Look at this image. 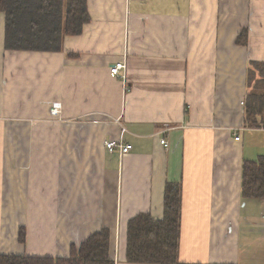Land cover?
I'll return each mask as SVG.
<instances>
[{
    "label": "crops",
    "instance_id": "obj_1",
    "mask_svg": "<svg viewBox=\"0 0 264 264\" xmlns=\"http://www.w3.org/2000/svg\"><path fill=\"white\" fill-rule=\"evenodd\" d=\"M86 3L60 51L6 50L0 11V253L66 257L108 228L114 264H134L128 221L160 218L179 182L181 262L264 264V200L241 195L244 160L264 156V117L245 120L264 93V0Z\"/></svg>",
    "mask_w": 264,
    "mask_h": 264
},
{
    "label": "trees",
    "instance_id": "obj_2",
    "mask_svg": "<svg viewBox=\"0 0 264 264\" xmlns=\"http://www.w3.org/2000/svg\"><path fill=\"white\" fill-rule=\"evenodd\" d=\"M5 15L4 48L11 51H60L66 35L80 34L90 19L86 0H0ZM245 34L238 38L243 43ZM69 56L74 54L69 53ZM264 117V93L250 94L245 120L258 127L256 115ZM241 195L264 200V156L242 164ZM181 186L167 182L160 218L139 213L126 226L125 260L134 264H227L184 263L179 260ZM24 227L18 241L24 243ZM110 230L101 228L78 247L70 246L66 257L9 255L0 253V264H114L110 258Z\"/></svg>",
    "mask_w": 264,
    "mask_h": 264
},
{
    "label": "built area",
    "instance_id": "obj_3",
    "mask_svg": "<svg viewBox=\"0 0 264 264\" xmlns=\"http://www.w3.org/2000/svg\"><path fill=\"white\" fill-rule=\"evenodd\" d=\"M125 70V64L123 62H115L112 66H110V75L112 77H118L120 75V71ZM60 106L59 102H53L52 107L58 108ZM234 140H239V135L234 133ZM160 144L167 146L165 140L160 139ZM105 147L109 152H113L114 150H118L121 155L127 154L130 149L131 145L128 143H122L121 141L109 140L105 143Z\"/></svg>",
    "mask_w": 264,
    "mask_h": 264
},
{
    "label": "rangeland",
    "instance_id": "obj_4",
    "mask_svg": "<svg viewBox=\"0 0 264 264\" xmlns=\"http://www.w3.org/2000/svg\"><path fill=\"white\" fill-rule=\"evenodd\" d=\"M109 73H110V72H109ZM251 82L254 83V82H253V79L250 80V83H251ZM260 84H261V83L258 82L257 84H252L251 86H252L255 90H257V89H260V88H259ZM252 92H254V91H252ZM256 92H257V91H256ZM256 92H254V93H250V94H253V95H254V94H256ZM242 202H243V201H242ZM248 202H250V204H253L252 201H248ZM254 202H256V201H254ZM258 205H259V204L257 203V205L255 206V209H258ZM240 207H241V206H240Z\"/></svg>",
    "mask_w": 264,
    "mask_h": 264
}]
</instances>
